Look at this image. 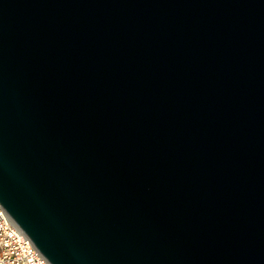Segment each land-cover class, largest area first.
<instances>
[{"label": "water", "instance_id": "water-1", "mask_svg": "<svg viewBox=\"0 0 264 264\" xmlns=\"http://www.w3.org/2000/svg\"><path fill=\"white\" fill-rule=\"evenodd\" d=\"M0 208L49 264H264V0H0Z\"/></svg>", "mask_w": 264, "mask_h": 264}, {"label": "built area", "instance_id": "built-area-1", "mask_svg": "<svg viewBox=\"0 0 264 264\" xmlns=\"http://www.w3.org/2000/svg\"><path fill=\"white\" fill-rule=\"evenodd\" d=\"M0 264H49L0 208Z\"/></svg>", "mask_w": 264, "mask_h": 264}]
</instances>
